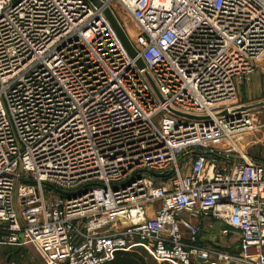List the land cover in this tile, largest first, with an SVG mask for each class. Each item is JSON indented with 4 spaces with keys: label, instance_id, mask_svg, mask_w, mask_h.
<instances>
[{
    "label": "built area",
    "instance_id": "1",
    "mask_svg": "<svg viewBox=\"0 0 264 264\" xmlns=\"http://www.w3.org/2000/svg\"><path fill=\"white\" fill-rule=\"evenodd\" d=\"M261 65L264 0H0L3 243L41 264H264V163L221 145L255 129L237 90Z\"/></svg>",
    "mask_w": 264,
    "mask_h": 264
},
{
    "label": "rangeland",
    "instance_id": "2",
    "mask_svg": "<svg viewBox=\"0 0 264 264\" xmlns=\"http://www.w3.org/2000/svg\"><path fill=\"white\" fill-rule=\"evenodd\" d=\"M114 18L116 22L121 27L122 31L128 36L131 42L135 39V28L131 20L128 18L127 14L119 8V6H113ZM247 84V83H246ZM241 90L240 92V102L244 103V101H248L244 99V95ZM264 98V90L262 87L253 94L250 101H256ZM263 102V100L261 101ZM253 118L257 120V122H264V108L257 109L252 113ZM255 121V123H257ZM255 130V129H254ZM251 130L248 133H244L242 135H238L233 138V141H229L227 139L222 140L221 145L226 149V152L230 154L235 159L240 157V153L245 154L250 159L256 160H264V146L260 143V140H257L258 133ZM255 139L256 142H253ZM154 181H158L154 178ZM52 192L55 195H58L56 191H54L47 184H44V193L46 197H49V192ZM156 206H159V203H155ZM205 237H208L209 233H203ZM5 240V231L3 230V225H0V264H41V259L35 253V251L30 247H10L5 245L3 242ZM218 245L227 248L231 252H237L239 248V240L238 234L235 231H231L228 236L223 237ZM145 261L147 264H169L165 262H157L153 259L147 252L141 251ZM7 257H9V262H7ZM205 264H217L214 262L205 263Z\"/></svg>",
    "mask_w": 264,
    "mask_h": 264
},
{
    "label": "crops",
    "instance_id": "3",
    "mask_svg": "<svg viewBox=\"0 0 264 264\" xmlns=\"http://www.w3.org/2000/svg\"><path fill=\"white\" fill-rule=\"evenodd\" d=\"M260 87H262V90H264V65L263 66L261 65L257 68L255 73L252 75L251 80L247 84L242 85L238 88V90H237V100H238L237 102L238 103L237 104L240 105L241 108L246 107V110L250 111L251 113H253V111H255L257 109L264 108V104H263L264 98L256 100V101H250L253 94H255V91L257 92L260 89ZM241 90L243 91L242 93L244 95V99L248 100V101H244V103L239 101ZM262 100H263V102H261ZM255 121L257 122L256 118H255ZM255 125H256V127H255L254 132H259L258 133L259 137L257 138V140H260V143L264 146V122L263 121H262V123L257 122V123H255ZM253 142H256L255 139L253 140ZM253 160L257 161V162L264 163V160H262V159H260V160L253 159ZM214 226H215V228H218V229L223 227V225L219 222H215ZM8 246L14 247L11 245H8ZM26 246H30V245H26ZM26 246H23V247H26ZM30 247L35 251V249L32 246H30ZM35 253L39 256V254L36 251H35ZM39 258H40V256H39Z\"/></svg>",
    "mask_w": 264,
    "mask_h": 264
},
{
    "label": "water",
    "instance_id": "4",
    "mask_svg": "<svg viewBox=\"0 0 264 264\" xmlns=\"http://www.w3.org/2000/svg\"><path fill=\"white\" fill-rule=\"evenodd\" d=\"M93 2L95 0H92ZM105 15L107 17V19L109 20L110 24L112 25V27L114 28L117 36L119 37V39L121 40L122 44L124 45V47L126 48V50L128 51V53L131 55V56H134L135 55V51L134 49L132 48L129 40L127 39L125 33L122 31L121 27L118 25V23L116 22V19L114 18V15L112 14V12L109 10V9H106L105 10ZM138 63L140 64V66H142V62L141 61H138ZM264 104V103H263ZM262 105V104H261ZM255 106V105H254ZM242 109H246V107H242ZM207 151V150H206ZM192 152V151H190ZM153 176L155 177H164L168 174H170L171 172L167 173V174H160V173H155V172H151ZM49 187L53 188L56 192L62 194V195H69V194H74L76 193V191H73V192H70V191H64V190H61L57 187H55L54 185L52 184H47ZM7 262H9V257H7Z\"/></svg>",
    "mask_w": 264,
    "mask_h": 264
},
{
    "label": "trees",
    "instance_id": "5",
    "mask_svg": "<svg viewBox=\"0 0 264 264\" xmlns=\"http://www.w3.org/2000/svg\"><path fill=\"white\" fill-rule=\"evenodd\" d=\"M141 251L143 250L117 251L113 259L106 264H147Z\"/></svg>",
    "mask_w": 264,
    "mask_h": 264
}]
</instances>
